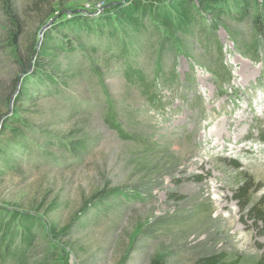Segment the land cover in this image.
<instances>
[{"label":"rangeland","instance_id":"rangeland-1","mask_svg":"<svg viewBox=\"0 0 264 264\" xmlns=\"http://www.w3.org/2000/svg\"><path fill=\"white\" fill-rule=\"evenodd\" d=\"M128 1L9 0L11 17L0 0V210L35 219V251L55 264H257L264 223L235 194L249 185V207L264 202V0H249L244 20L189 0L186 33L153 9L139 28L95 31ZM75 16L89 29L55 30ZM47 34L71 44L58 60L75 75L67 86L21 76ZM6 121L25 124L15 139Z\"/></svg>","mask_w":264,"mask_h":264},{"label":"trees","instance_id":"trees-1","mask_svg":"<svg viewBox=\"0 0 264 264\" xmlns=\"http://www.w3.org/2000/svg\"><path fill=\"white\" fill-rule=\"evenodd\" d=\"M3 3V9L8 16L12 17L9 0H1ZM49 3H65L67 0H48ZM167 7L159 8L155 3L147 0H129L127 3H119L111 8L112 14L93 21L95 25V31L100 34H104L106 28L112 23L130 24L132 27L139 28L141 26V18L148 15L150 10L153 9L155 19L164 27L172 30L175 33H186L189 27L193 24L194 14L191 8L189 0H167ZM199 8L206 14H210L218 17H230L234 19L244 20L249 13V0H196ZM149 3V4H148ZM145 4V6H144ZM148 4V6H147ZM53 11V10H52ZM140 13V16H139ZM90 22L89 19L82 16H75L62 23L59 28L64 32V28L67 25H76L80 28L87 26ZM91 29V28H90ZM90 31V30H89ZM69 36H61L64 42ZM74 39H80L81 36L77 35ZM68 46H71L69 42L56 44L51 34H47L43 38L42 44L37 48V43L32 49L27 48L28 60L25 63L21 76H31L36 81L47 83L51 87H58L61 85H69L71 80L75 78L73 72H64L58 64L60 56L64 54ZM80 46L88 51L86 44L81 42ZM26 92V87L19 93V97L23 98ZM11 125L14 128L13 136L15 139L18 137L17 133H22L21 129L23 125L20 122L13 121L3 125ZM262 141H264V127L260 133ZM5 133L0 134V165L5 162L4 151L5 146L3 138ZM2 137V138H1ZM13 140V139H12ZM4 143V144H3ZM252 186L244 185L238 189L235 194V199L241 205L242 212L247 211V215L254 218L256 222L264 223V202L259 205H250V193ZM18 222L19 228H15V224ZM40 226H37V222L28 214L15 213L10 216L5 215V211L0 210V253L4 254L12 259V264H55L52 261L58 257L53 254L52 251L42 250L40 252L35 251V246L39 240L38 230ZM52 232L55 231L54 225L51 223ZM51 255H54L52 258ZM152 264H163L160 260H154ZM196 264H238L237 261H230L224 254L218 256H212L209 258L201 259ZM257 264H264V257L258 261Z\"/></svg>","mask_w":264,"mask_h":264}]
</instances>
